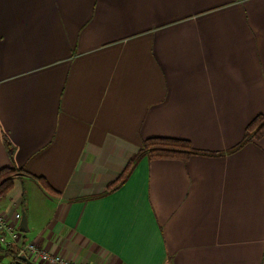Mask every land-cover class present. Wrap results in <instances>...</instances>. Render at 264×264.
Segmentation results:
<instances>
[{"label":"crops","instance_id":"obj_1","mask_svg":"<svg viewBox=\"0 0 264 264\" xmlns=\"http://www.w3.org/2000/svg\"><path fill=\"white\" fill-rule=\"evenodd\" d=\"M259 115L264 0H0V170L55 191L20 176L0 200L9 224L25 212L24 243L84 264H264V135L232 150ZM152 138L215 155L133 162Z\"/></svg>","mask_w":264,"mask_h":264},{"label":"trees","instance_id":"obj_2","mask_svg":"<svg viewBox=\"0 0 264 264\" xmlns=\"http://www.w3.org/2000/svg\"><path fill=\"white\" fill-rule=\"evenodd\" d=\"M264 135V115H259L253 119L246 127L245 135L241 143L232 150H235L243 144L260 139ZM3 144L6 152L10 158L13 155V148L10 143L3 139ZM231 150V151H232ZM193 155H207L213 156L215 154L200 152L193 149L188 141L174 140L167 138H152L143 141L141 149L139 150L133 162L137 161L141 156H147L153 159H176L186 161ZM20 176L29 177L34 181L45 193L54 195L55 191L52 190L42 177H36L23 172L22 170L14 168H4L0 170V200L5 197L7 192L12 188L15 178ZM9 256L14 255L11 248L0 249Z\"/></svg>","mask_w":264,"mask_h":264},{"label":"built area","instance_id":"obj_3","mask_svg":"<svg viewBox=\"0 0 264 264\" xmlns=\"http://www.w3.org/2000/svg\"><path fill=\"white\" fill-rule=\"evenodd\" d=\"M20 219L21 214L16 213L13 223L9 224L5 215L0 212V249L11 248L14 251L6 264H15L20 256L26 258V264H84L67 260L61 255L50 254L33 243H24L22 233L18 231Z\"/></svg>","mask_w":264,"mask_h":264},{"label":"water","instance_id":"obj_4","mask_svg":"<svg viewBox=\"0 0 264 264\" xmlns=\"http://www.w3.org/2000/svg\"><path fill=\"white\" fill-rule=\"evenodd\" d=\"M18 231L20 233H27L28 232V225H27V218L25 212L21 213V219L18 224ZM26 258L24 256L19 257V261H17L15 264H26L25 263Z\"/></svg>","mask_w":264,"mask_h":264},{"label":"rangeland","instance_id":"obj_5","mask_svg":"<svg viewBox=\"0 0 264 264\" xmlns=\"http://www.w3.org/2000/svg\"><path fill=\"white\" fill-rule=\"evenodd\" d=\"M8 261H6V262H3L2 264H6Z\"/></svg>","mask_w":264,"mask_h":264}]
</instances>
